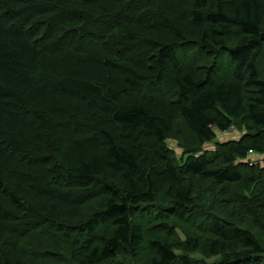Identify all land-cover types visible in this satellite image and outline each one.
Returning a JSON list of instances; mask_svg holds the SVG:
<instances>
[{
    "label": "trees",
    "instance_id": "1",
    "mask_svg": "<svg viewBox=\"0 0 264 264\" xmlns=\"http://www.w3.org/2000/svg\"><path fill=\"white\" fill-rule=\"evenodd\" d=\"M192 47L218 60L184 63ZM179 126L199 148L246 136L180 163ZM252 154L264 0H0V264L44 258L31 233L66 264H138L143 246V264H264Z\"/></svg>",
    "mask_w": 264,
    "mask_h": 264
},
{
    "label": "rangeland",
    "instance_id": "2",
    "mask_svg": "<svg viewBox=\"0 0 264 264\" xmlns=\"http://www.w3.org/2000/svg\"><path fill=\"white\" fill-rule=\"evenodd\" d=\"M181 58V57H180ZM215 58V60H218L217 55H212L211 53L204 52L203 50L198 49L197 47H192V49H188L186 58L182 59L184 63H191L196 62L198 65L206 64V66H209L210 63H212V59ZM213 66L217 67V64H212ZM179 139L178 140H168L166 142L167 147L173 151V155L176 158L177 162L183 163V161L190 155H194L195 151H199V153L202 152H214V150H219L218 146H222L224 144L231 143V142H238L239 140L243 139L246 135L242 127L235 126L234 128H231L226 133H218L217 139L213 142L205 144L202 148L192 146L194 143V139L192 136L184 129V127L179 126ZM187 150L190 151V153H187ZM249 162L252 161V163L258 168L264 169V156L263 155H256L252 154L247 159ZM248 162V166L252 168L250 163ZM247 166V168H248ZM167 203V200L162 197L160 199V205L164 206ZM100 203L90 205L86 210H84V216L88 217L91 215L94 209H97L99 207ZM147 236H152L155 234L152 230L146 229ZM179 238H183V234H181L180 231H178ZM46 235V234H44ZM39 236L40 234H34L31 233L29 235V242L28 244L31 245V247L35 248L34 250L37 251L35 253L36 255L44 256L38 258L39 261L36 262L37 264H66L67 262V255L69 254V251H65L67 248L66 243H63L62 240L58 239L59 241L54 243L51 248L46 245V242H48L47 238H43L42 241H40ZM42 237V236H41ZM43 242V243H41ZM143 251L137 250V252H140V255H137L135 258H132V260L137 262L138 264H143L148 259L150 255H152V252L150 248H147L146 246L141 247ZM46 251H50L51 253H47ZM55 252L54 255L52 253ZM146 254H149L147 256ZM147 256V257H146Z\"/></svg>",
    "mask_w": 264,
    "mask_h": 264
}]
</instances>
